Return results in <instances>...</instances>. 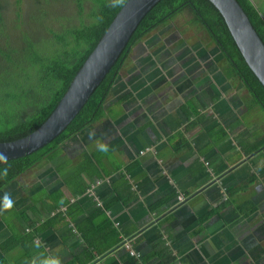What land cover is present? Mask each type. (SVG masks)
<instances>
[{"label":"crops","instance_id":"0c3cea01","mask_svg":"<svg viewBox=\"0 0 264 264\" xmlns=\"http://www.w3.org/2000/svg\"><path fill=\"white\" fill-rule=\"evenodd\" d=\"M249 1L264 18V0ZM171 26L157 30L169 32L154 62L167 60L161 80L139 58L124 75L133 49L97 119L53 163L0 190L15 201L0 214V264H29L44 250L37 241L64 264H254L264 254L253 175L264 113L207 34ZM101 138L110 152L97 157Z\"/></svg>","mask_w":264,"mask_h":264},{"label":"trees","instance_id":"16d2710c","mask_svg":"<svg viewBox=\"0 0 264 264\" xmlns=\"http://www.w3.org/2000/svg\"><path fill=\"white\" fill-rule=\"evenodd\" d=\"M19 1L21 5L17 6V2H12L11 5L8 0H0V35L7 36L9 31L16 27V22L21 24L22 28L24 26L20 32L21 38L16 37L15 42H10L9 37L8 47L0 45V141L27 135L51 114L73 77L120 10L106 7V0H92L88 7L86 4L89 0H25L24 3ZM69 1L76 3L78 15L88 13L86 19H81L78 26L66 28L63 32L51 29V22L62 17L59 14L63 8H68ZM237 1L264 43L263 15L249 0ZM8 5H11L12 10ZM185 11L192 15L190 22L193 26L207 34L215 47L230 62L229 65L233 66L235 73L264 113V88L246 65L224 18L215 7L208 0H160L140 21L119 58L68 126L36 152L8 161V175L0 179V190L40 163H53L60 147L66 141L76 138L77 134L97 119L113 85L120 79V71L133 48L150 33L172 23L178 14ZM98 15L104 17L102 23L96 22ZM41 30L42 38L39 35ZM45 30L56 43L51 54L39 43L45 39ZM3 167L5 165L0 164V168ZM60 203L61 201L58 204ZM25 221L30 223V220Z\"/></svg>","mask_w":264,"mask_h":264},{"label":"water","instance_id":"95a60500","mask_svg":"<svg viewBox=\"0 0 264 264\" xmlns=\"http://www.w3.org/2000/svg\"><path fill=\"white\" fill-rule=\"evenodd\" d=\"M160 0H129L120 9L77 71L51 114L27 135L0 141L9 160L36 152L55 139L73 120L119 58L143 17ZM224 18L250 71L264 87V43L237 0H208Z\"/></svg>","mask_w":264,"mask_h":264},{"label":"rangeland","instance_id":"374dc122","mask_svg":"<svg viewBox=\"0 0 264 264\" xmlns=\"http://www.w3.org/2000/svg\"><path fill=\"white\" fill-rule=\"evenodd\" d=\"M22 1L24 3L25 0H22ZM91 1L92 0H89L87 2V4H86L87 7L91 3ZM8 2H10L11 5H12V2L13 3L14 2H17V4H16L17 6L18 5H21V2L19 0H8ZM11 5H8V6L12 10ZM55 6H53V7H55ZM15 13H16V10L12 14V17L13 18L15 17L14 16ZM75 13H76V15H75ZM87 14L86 13H83V15H78L77 14L76 3L69 1L68 8H63L62 9V12L59 14L62 17H60L59 19H54L51 22L50 27H51V29H53V30H55L57 32H63L66 28H72V27L78 26L79 23H80V21H81V19H83V20L86 19ZM27 15H28L27 12H25V16H27ZM191 18H192V15H190L188 13V11H185V12H182V13L178 14L174 18V20L172 22V26L170 27L171 32L176 33V32H179V31H186L187 29H190V28L196 29L194 26L192 27V25H189V21L191 20ZM16 24H17L16 27L12 31H9V33L7 34V36L2 37L0 35L1 36L0 37V45L3 46L4 48L8 47L9 44H10V42H15L16 41V37L21 38L20 32L23 30L24 26L22 28V25L21 24H18L17 22H16ZM26 25L27 24H25V26ZM29 29H31V27H29ZM45 29H47V28H45ZM167 30L168 29H165V30H163L161 32L157 31V32L152 33L151 35H149L148 37H146V39L144 40V42L141 44V47H143L145 53H147V55H148L146 57H149V60H150L149 63H152L153 64L155 62V57L158 56V55L161 56L162 53L164 52L163 50L166 47H163V46H165V44H163V40L168 37L169 32H167L165 34H163V32H165ZM42 32H43V30H41L39 32V35L41 36V38H42ZM44 33H46L45 36H44L45 39L40 40L39 43L41 44V47L43 49L45 48V51L47 50V52L49 54H51L52 47L53 48L56 47V43L54 41V38L51 35L48 34L47 30H45ZM9 37H10V42H9ZM206 40H209L208 36H206ZM11 44H13V43H11ZM173 46H175V45H173ZM168 48H171V47H168ZM137 51H138V49H137ZM137 51L136 52H133L132 55L134 56V58L128 64H126L125 68L123 69V70H125L124 75H126L128 73V70L129 69H131V68L134 67V61L137 58H139V54H138ZM52 53H53V51H52ZM167 64L168 63H167V60L165 58L163 60L162 64H156V65H154L153 68H154L155 72H158L157 70H159L162 73L158 77V80H161L163 78V73L167 69V66H166ZM12 69H13V71L15 70V64L13 65V68ZM232 69L234 70V68H232ZM153 72H154L153 69H151L150 70V73L152 74ZM228 72H232L231 71V68H228ZM112 88L113 89H116V85H113ZM126 88H125V90H126ZM218 129L219 128H216L213 131H215V132L218 133ZM262 136H264V134H256L255 135V139L260 138ZM262 143H263V140L261 142H259V144H260L259 146H261L260 148H262V150H264V145H262ZM102 154L103 153L97 152V157H100ZM255 263H256V261L254 262V264Z\"/></svg>","mask_w":264,"mask_h":264},{"label":"clouds","instance_id":"9594fccd","mask_svg":"<svg viewBox=\"0 0 264 264\" xmlns=\"http://www.w3.org/2000/svg\"><path fill=\"white\" fill-rule=\"evenodd\" d=\"M129 0H106L105 6L110 9H123L127 7ZM104 17L98 15L96 17L97 23H102ZM89 139H96L95 129H90L88 131ZM96 150L100 153L107 154L110 152V143L106 139L96 140ZM0 164L5 165V167L0 168V179L6 178L8 175V157L5 152L0 151ZM15 206V201L11 197L10 193L5 192L4 196L0 198V214L4 212H10ZM37 249H44L43 251H38L29 260V264H64L63 258L58 251H49L47 247L41 241H37L35 244Z\"/></svg>","mask_w":264,"mask_h":264},{"label":"flooded vegetation","instance_id":"af4514ba","mask_svg":"<svg viewBox=\"0 0 264 264\" xmlns=\"http://www.w3.org/2000/svg\"><path fill=\"white\" fill-rule=\"evenodd\" d=\"M210 40V39H209ZM211 41V40H210ZM134 50H136L137 51V49H138V54H139V64H141L142 65V67H144V66H146V67H150V68H153L154 67V63L152 64V63H149V57H144V54H145V52H144V50H143V47H141V43H139L136 47H134L133 48ZM232 68H233V66H231ZM242 81V80H241ZM243 82V81H242ZM243 84H244V82H243ZM245 85V84H244ZM262 86V85H261ZM263 87V86H262ZM264 88V87H263ZM262 145H264L263 143H262ZM261 147V146H260ZM259 147V148H260ZM260 150H262V148H260ZM262 155H261V158H259V159H257V161L255 162V163H259V165H258V167H257V169H256V173H254L253 175L255 176V179L257 180V183H258V185H259V187H263L264 188V181L262 182V180H260L259 181V177H260V179H261V176H260V170L262 169V168H264V150H262V153H261ZM15 185V182H12V183H10L9 185H7L5 188H3V189H5V190H7V189H11V190H13L14 189V186ZM256 233L257 234H259L260 233V235H263L264 236V224L263 225H261L260 227H259V230H257L256 231ZM252 257L254 258V259H256V264H264V254H261V253H253L252 254Z\"/></svg>","mask_w":264,"mask_h":264},{"label":"built area","instance_id":"2783aa9c","mask_svg":"<svg viewBox=\"0 0 264 264\" xmlns=\"http://www.w3.org/2000/svg\"><path fill=\"white\" fill-rule=\"evenodd\" d=\"M131 254L133 255L132 251H131Z\"/></svg>","mask_w":264,"mask_h":264}]
</instances>
